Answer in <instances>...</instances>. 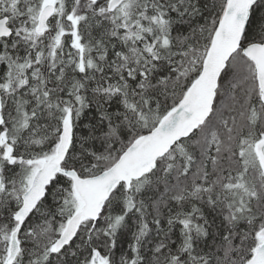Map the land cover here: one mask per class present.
<instances>
[{"label": "snow or ice", "instance_id": "obj_1", "mask_svg": "<svg viewBox=\"0 0 264 264\" xmlns=\"http://www.w3.org/2000/svg\"><path fill=\"white\" fill-rule=\"evenodd\" d=\"M0 264H264V0H0Z\"/></svg>", "mask_w": 264, "mask_h": 264}]
</instances>
